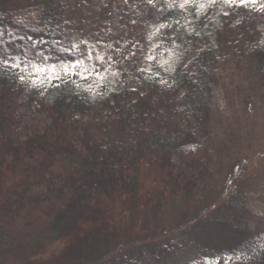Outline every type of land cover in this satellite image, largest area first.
Segmentation results:
<instances>
[{
  "label": "trees",
  "instance_id": "16d2710c",
  "mask_svg": "<svg viewBox=\"0 0 264 264\" xmlns=\"http://www.w3.org/2000/svg\"><path fill=\"white\" fill-rule=\"evenodd\" d=\"M181 4L117 2L107 21L141 27V43L129 50L136 56L143 44L155 59L135 77L141 61L131 64V53L108 83L110 70L92 74L69 35L85 0H0V264H174L193 243L202 254L186 264H217L219 257L223 264H264V236L252 235L244 213L252 164L224 185L217 175L211 92L234 9L222 0ZM245 9L246 22L253 21L255 10ZM148 12L159 22L144 19ZM191 54L190 64L200 66L195 76L184 66ZM248 54L264 86V40ZM33 64L48 67L37 73ZM36 98L51 121L24 132L20 108ZM106 109L105 121L89 122L93 110ZM238 207L241 214H232Z\"/></svg>",
  "mask_w": 264,
  "mask_h": 264
},
{
  "label": "rangeland",
  "instance_id": "374dc122",
  "mask_svg": "<svg viewBox=\"0 0 264 264\" xmlns=\"http://www.w3.org/2000/svg\"><path fill=\"white\" fill-rule=\"evenodd\" d=\"M118 1L85 0L84 16L69 29V35L78 44L83 54L82 58L91 62L92 74L96 72L101 74L104 70H110L111 81H107L108 83L118 78L127 56L132 53L129 47L134 49L136 41L141 43V34L143 33L141 27L131 31L107 21L108 13L117 5ZM260 2L264 3V0H260ZM251 7L255 10L254 19L246 22L248 17L244 19L247 13L245 7L232 6L234 9L232 11L233 18L230 29L225 32L223 41L227 49H224L216 71L218 77L211 92V102L212 124L219 140L218 151L221 154L220 167L217 168V175L221 180L220 185L227 183L231 175H234L244 163L252 164L254 172L252 171L246 185L248 195L244 213L247 221L249 220L252 235L261 238L264 236V154H261L264 150V86L255 75L254 60L250 58L248 49L250 44L264 40V11L260 10L259 4ZM148 18L152 19V25L159 22L158 16L154 13H146L144 19ZM84 41L87 43H83ZM146 49L147 47L141 44L139 54L130 59L132 60L131 64L135 63L136 58L139 62L141 61L134 70L135 77L139 73H146L150 68V59L147 58L149 53L146 52ZM194 56L195 54H191L184 65L191 76H195L200 68L198 64H190ZM99 57L104 59L100 60ZM142 63L144 68L141 70L140 64ZM95 76L98 77L96 74ZM39 78V76H33L32 79L36 82ZM140 90L143 89L140 88ZM96 95L97 92H94L93 96ZM38 99L33 100L30 106L23 105L20 108L21 130L24 132L42 128L45 123L51 121L50 112L40 109L41 102ZM28 100L29 94L25 91L22 101ZM108 111V109L93 110L87 118L89 122L97 124L105 121ZM159 116L166 126L170 123L171 120L165 113ZM73 134L80 144V137L83 135L82 129L75 128ZM175 159L180 164V160L177 157ZM260 163L262 165L258 166ZM231 212L232 214H241V207L231 210ZM217 241L219 240L217 239ZM60 247L61 244L56 243L50 246V250L54 255H57ZM199 253L202 254L201 247L197 243H193L179 252L173 262L174 264H186L197 257ZM217 260V264L224 263L221 257Z\"/></svg>",
  "mask_w": 264,
  "mask_h": 264
},
{
  "label": "snow or ice",
  "instance_id": "6c2138e0",
  "mask_svg": "<svg viewBox=\"0 0 264 264\" xmlns=\"http://www.w3.org/2000/svg\"><path fill=\"white\" fill-rule=\"evenodd\" d=\"M153 0H148V3H152ZM190 2H194V0H184V4H187V3H190ZM222 2L224 4H227L229 6H242V7H248V6H255L257 4H259V7H260V10L264 11V3H261L260 0H222ZM209 3L211 4H215L217 3V0H209ZM184 4H181L180 7H184ZM225 15H227V13H225ZM167 26L166 25H161V28H166ZM21 39H23V37H21ZM171 42V41H169ZM83 43H87L86 41H84ZM76 45H72V48H65V49H62V51H65V52H68V51H72L73 48H75ZM157 47H159V45H157ZM89 55H91V53H89ZM133 56H135V53L133 52L132 53ZM148 59L152 60V59H155V57L153 56H148L147 57ZM44 59L46 61L49 60V56H45ZM100 60H103L104 58L103 57H99ZM75 65H80L82 63L81 60H75ZM4 65L5 66H11V67H14L16 68L17 70L21 69L23 67V69H27L28 68V65L25 63V64H16V65H10V61L9 60H5L4 61ZM48 65H44V67H39L35 64H33V68L34 70L37 72V73H41V72H45L46 69H47ZM64 71L65 73H68L70 71V68H69V65L68 64H65L64 66ZM51 68H52V71L55 72V69H56V65L55 64H52L51 65ZM87 71V70H85ZM97 76L100 75L99 72H96L95 73ZM113 75H115V73H113ZM52 79H59V77H52Z\"/></svg>",
  "mask_w": 264,
  "mask_h": 264
}]
</instances>
